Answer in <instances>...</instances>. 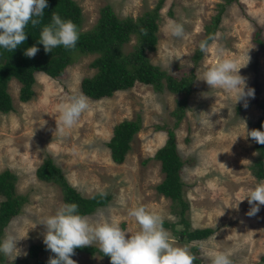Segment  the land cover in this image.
Masks as SVG:
<instances>
[{"label":"rangeland","instance_id":"rangeland-1","mask_svg":"<svg viewBox=\"0 0 264 264\" xmlns=\"http://www.w3.org/2000/svg\"><path fill=\"white\" fill-rule=\"evenodd\" d=\"M76 1L81 8L80 29L86 30L94 24L99 8L106 3L117 16L134 18L156 0ZM220 1L163 0L156 47L146 52L152 63L173 75L189 69L194 74L184 114L172 130L177 151L184 160L180 173L184 182L183 197L188 203L184 215L190 226H212L214 231L185 245L170 228L163 227L169 233L170 242L187 247L196 244L198 250L194 255L200 264H210L205 253L209 244L229 253L232 264H260L258 257L264 252V205H259V211L252 216L247 215L251 205L246 199L235 205L245 189L264 180V177L255 178L247 167L255 154L254 140L244 138V123L250 131L251 122L264 116V107L259 105L264 100V51L251 41L255 25L260 26L264 37V0H233L226 5L215 27L216 39L209 42L207 53L201 52L194 60L192 55L197 39L203 34V25L211 21ZM169 20L183 24L186 33L183 39L168 34ZM133 42L131 35L123 44V51H128ZM94 56L93 53L76 54L56 79L36 72L33 95L25 101L17 98V79L11 77L7 83L12 109L0 111V171L8 168L14 172L15 191L24 195L25 201L20 212L4 227L1 240L9 233L23 238L17 242L22 253H27L30 243L43 242L45 228L38 223L54 214L63 203L59 187L35 175L34 169L45 155L52 158L82 195L101 190L110 195L106 204L84 215L91 220L102 216L134 232L137 224L128 217L127 209L137 204L161 214L164 220H177V215L171 212L169 198L155 189L163 173L159 161L151 155L166 138L165 130L154 125H172L174 118L170 110L182 96L181 92H155L149 84L135 82L108 97H87L88 110L71 129L60 133L58 106L69 96L81 94L79 80L95 71L89 66ZM221 58H230L238 66L247 62L239 72L246 78L247 87L254 90V95L246 98L247 107H244L245 101L235 104L228 94L209 89L206 82L199 80L202 71ZM211 110H219L209 116L212 125L202 123L204 113ZM137 113L140 128L130 140L123 160L115 163L110 159L105 141L114 123L123 118L132 119ZM122 199L125 204L121 203ZM25 257L21 254L12 260L4 256L0 264H22ZM71 259L76 264H110L97 253L76 252Z\"/></svg>","mask_w":264,"mask_h":264},{"label":"trees","instance_id":"trees-1","mask_svg":"<svg viewBox=\"0 0 264 264\" xmlns=\"http://www.w3.org/2000/svg\"><path fill=\"white\" fill-rule=\"evenodd\" d=\"M232 1L221 0L216 4V12L212 14L211 21L203 25V34L197 39L192 55L194 60L201 55L199 43L210 35L214 36L220 13ZM162 2L163 0H156L153 6L134 18L117 16L106 3L99 8L94 24L86 30H81V8L76 0H46L47 7L44 9L45 15L41 25L33 28L29 24L26 28V40L12 52L0 48V111L7 112L12 109L10 95L6 90L11 77L19 82L17 98L25 101L33 95L32 86L36 72H42L56 79L64 73L65 67L72 62L76 54L83 53L95 54L89 62V66L94 67L95 71L90 75L82 76L79 80L81 94L91 99L108 97L116 90L131 87L135 82L149 84L155 92L163 90L172 93L181 92L182 96L175 100V105L170 110L174 118L172 125H154L157 129L165 130L166 138L154 150L151 157L159 161V168L163 173L161 180L155 184V189L169 198L171 212L177 215V220H164L163 226L170 228L174 236L186 245L188 241L206 238L214 231V227L190 226L184 215L188 207L187 200L183 197L184 182L180 174L184 160L177 151L172 130L184 114L186 95L191 90L194 74L189 69L181 75H173L152 63L146 55L147 51L154 50L156 47L159 8ZM52 12L58 13L61 18L71 20L77 25L79 39L74 49L68 50L60 46L54 48L51 53H45L43 45L37 42L42 27L50 22ZM142 29L147 30V35L143 34ZM131 35L134 36L133 44L128 51H123V44ZM251 41L258 49L264 51V37L261 35L259 25H255ZM32 46H36L39 51L34 57L25 56V50ZM259 105L264 107V100L259 102ZM262 123H264V116L260 115L251 122V127L264 131V128H261ZM140 125L138 113L132 119L123 118L113 124L111 135L105 141L113 162L120 163L123 160L130 147L129 142ZM253 148L255 154L247 167L255 178L262 179L264 177V145L254 141ZM34 172L38 179L56 184L60 189L63 203H76L81 215L89 214L98 206L106 204L110 197L107 193L102 198L98 194L99 191L82 195L68 182L60 167L49 155L42 158ZM15 179L16 175L10 169L4 168L0 171V240L4 227L20 212L22 203L25 201V196L15 191ZM188 248L193 255L198 250L196 244H189ZM74 252L97 253L110 262L109 258L104 256L95 245L77 248ZM53 256L54 254L43 242L30 243L22 264H48L49 258ZM258 258L260 264H264V252ZM3 259L4 256L0 253V263ZM194 264H200L198 257L194 260Z\"/></svg>","mask_w":264,"mask_h":264},{"label":"clouds","instance_id":"clouds-1","mask_svg":"<svg viewBox=\"0 0 264 264\" xmlns=\"http://www.w3.org/2000/svg\"><path fill=\"white\" fill-rule=\"evenodd\" d=\"M46 7V0H0V48L12 52L21 45L27 38L26 28L29 24L33 28L41 25ZM166 30L172 37L183 39L186 36L183 24L175 20L167 22ZM141 31L147 35L146 29ZM78 39L77 25L52 12L51 20L42 27L37 42L43 45L45 53H51L54 48L60 46L68 50L74 49ZM214 39L216 37L210 35L202 40L199 43L200 51L207 53L209 41ZM38 51L36 46H32L25 50L24 55L34 57ZM248 60L247 56V62ZM247 62L238 66L230 58H221L202 71L199 80L206 82L209 89L222 90L235 104L245 101L244 107H247L246 98L252 97L254 90L247 87L246 78L239 74ZM88 108V98L83 94L71 95L65 102L59 104L60 133L63 134L65 129H71ZM218 112L219 110H211V113H204L202 123L212 125L209 116ZM244 127L246 133L244 138L250 137L256 143L264 145V131L257 129L248 131L245 123ZM261 128H264V123ZM98 194L102 198L107 195L103 190ZM245 199L251 205L247 215H255L259 211V205H264V180L245 189L242 199L235 207ZM121 203L126 202L122 199ZM127 215L137 224V230L134 232L126 231L118 223L110 222L102 216L95 220L89 219L79 213L76 203H62L54 214L44 217L38 223L45 228L43 243L54 254L49 258L48 264H76V261L71 259L75 255L74 250L91 247L93 244L109 258L110 264H194L196 257L187 246L170 242L169 233L163 227L164 218L161 214L137 204L127 209ZM35 226L36 224L33 228ZM20 239L11 233L7 234L0 240V253L12 260L21 254L26 255L17 247ZM212 240H215V236ZM205 253L210 264H232L229 253L211 244L206 246Z\"/></svg>","mask_w":264,"mask_h":264}]
</instances>
